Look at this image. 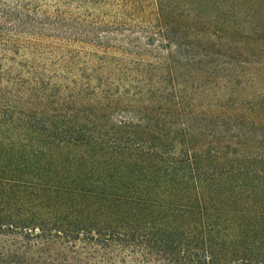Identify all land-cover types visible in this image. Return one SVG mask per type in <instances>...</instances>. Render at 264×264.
<instances>
[{
    "label": "trees",
    "instance_id": "1",
    "mask_svg": "<svg viewBox=\"0 0 264 264\" xmlns=\"http://www.w3.org/2000/svg\"><path fill=\"white\" fill-rule=\"evenodd\" d=\"M135 6L127 0H0V257L6 246L32 240L38 231L51 241H81L100 257L264 264V160L256 163L259 176L246 170L242 178L259 191L212 195L211 186L235 180L227 153L205 144V137L193 138L196 117L181 109V83L143 78L149 66L187 64L172 55L179 38L166 31L165 18L173 19L176 8L157 2V31L145 35V47L134 31H119L129 30ZM186 36L212 42L210 31ZM141 157L147 164L137 167ZM220 165L230 167L220 169L222 179L213 172ZM79 169L106 178L83 182L85 174L72 173ZM132 175L135 183L126 181ZM81 192L89 205L102 197L108 204L178 215L197 207L199 219L192 232L159 225H37L34 193L70 203ZM231 203L234 211L226 215ZM207 207L219 211L206 218ZM221 219L239 225L223 233Z\"/></svg>",
    "mask_w": 264,
    "mask_h": 264
},
{
    "label": "rangeland",
    "instance_id": "2",
    "mask_svg": "<svg viewBox=\"0 0 264 264\" xmlns=\"http://www.w3.org/2000/svg\"><path fill=\"white\" fill-rule=\"evenodd\" d=\"M127 1L136 5L134 11L128 12L127 20L131 19V26L129 30L119 31H134L135 37H138L141 45L145 47H148L145 35L157 31V2L171 4L176 8L173 9L176 11L173 19L169 16L165 18L169 25L166 31L173 39L179 38V43H176L179 45L175 42L171 45L172 55L180 63L187 64L149 66L143 78L146 81H154L160 76L167 82L172 79L175 83H181L183 87L179 88V98L184 101L181 109L196 117L193 138L197 141L205 137V144L209 143L211 147L219 146L227 153L226 165L232 166L230 175H233L235 180H231V184L211 186L212 195L218 196L224 190L241 193L259 191L260 187L250 189L242 178L246 170L252 171V174L256 173L257 176V170L262 168L256 163L259 159L264 160V0ZM171 19L174 25L169 24ZM191 31H210L212 42L205 45L195 43L192 38L186 36ZM156 38L158 37H155L152 45L154 47L157 46ZM158 50L165 55L164 48ZM166 93L169 95L173 92L168 89ZM174 109L168 107V110ZM174 146L179 147L178 144ZM137 162L134 163L137 167L147 164L143 157L138 158ZM134 164L130 165L132 169ZM224 166L213 167V172L220 174V178L225 175L221 174L220 169H230L229 166ZM41 171L44 175H50L45 170ZM72 173L76 177L85 174L83 182L85 178L86 181L93 182L105 177L96 171L81 169ZM131 177L126 181L135 183V175ZM262 180L264 186V177ZM231 186L237 188L233 189ZM189 189L190 187H186L185 193L188 196ZM35 195L34 203L38 204L36 210L34 209L36 223H46L50 227L159 225L165 228H186L192 232L199 219L197 207L189 213L178 215L171 209L157 211L153 210L154 208L141 207L135 210L130 208L132 205L121 206L112 201L108 204L102 197L97 199L96 204L89 205L84 202L88 197L83 192L70 198V203H55L47 201V198L46 202L40 193L32 195V202ZM234 208L233 203L228 204L225 214H231ZM217 211L218 208L207 207L206 218L210 217L211 212ZM238 225V222L235 224L221 219L217 228L224 229L223 233H229L236 230ZM39 234L35 231L33 237H30L32 240L18 239L15 245L6 246L1 254L0 264H175L150 254L142 258L117 254L100 257V254L81 241H51L39 237Z\"/></svg>",
    "mask_w": 264,
    "mask_h": 264
}]
</instances>
